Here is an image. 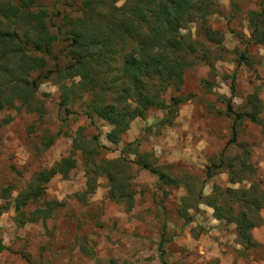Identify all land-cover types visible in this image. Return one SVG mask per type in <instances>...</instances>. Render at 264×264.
Instances as JSON below:
<instances>
[{
	"label": "rangeland",
	"instance_id": "1",
	"mask_svg": "<svg viewBox=\"0 0 264 264\" xmlns=\"http://www.w3.org/2000/svg\"><path fill=\"white\" fill-rule=\"evenodd\" d=\"M84 1L34 0L49 13L48 27L59 38L53 50L57 60H49V67L65 65V57L58 53L66 44L61 40L71 22L83 16ZM214 1L216 12L208 17V26L222 35L220 45L198 36L194 24L181 30L204 49L197 43V54L190 56L193 64L184 71L181 87L178 91L169 88L163 95L166 100L171 95L183 98L172 126L159 130L163 112L152 109L144 120L131 122L120 144L112 146L105 139L111 126L83 114L88 97L62 107L54 76L34 94L39 111H28L16 102V108L0 112V119L10 118L0 127V240L4 248L0 264H264V208L259 212L263 223L252 231L257 246L246 251L236 241L235 226L215 220L204 201L196 208L187 207L188 222L182 216L185 208L180 209L187 196L185 186L203 197H209L214 187L247 190L251 185L264 194V46L250 41L248 21L249 13H264V0ZM123 2L118 0L116 6ZM77 81L63 83L71 86ZM252 95L261 103L259 120L238 121L235 142L230 144L233 121L226 111L227 101L233 112L242 113L249 110L247 101ZM49 137L54 142L45 147ZM79 137L97 138L111 148L96 160L90 175L95 181L93 192L87 188L81 153L72 148ZM134 142L137 145L130 150L136 148L165 173L181 179L179 186H158L156 177L133 164L134 156L126 152L124 163H119L122 169L116 173L120 171L128 180L132 201L112 200L97 161L119 159L121 148ZM71 154L75 168L67 177L54 176L43 194L22 209L24 218L19 217L14 209L18 194L39 172ZM219 159L231 160L237 168L245 160L253 172L245 174L241 183L231 184L223 167L199 184L210 162ZM36 209L45 214L28 221Z\"/></svg>",
	"mask_w": 264,
	"mask_h": 264
},
{
	"label": "trees",
	"instance_id": "2",
	"mask_svg": "<svg viewBox=\"0 0 264 264\" xmlns=\"http://www.w3.org/2000/svg\"><path fill=\"white\" fill-rule=\"evenodd\" d=\"M117 2H83V16L71 22L70 31L61 40L66 44L58 53L65 57L66 63L59 68L55 63L52 67L48 65L49 60H57L53 50L59 38L48 27L47 10L38 8L34 0H17L15 3L0 0V112L16 108V102L28 111H39L34 94L43 81L54 76L61 91L62 107H71L88 97L83 114L89 120L94 116L111 126L105 139L112 146L120 144L131 122L144 120L152 109L163 112L157 123L159 130L172 126L183 98L171 95L166 100L163 95L169 88L178 91L181 87L184 71L193 64L190 56L197 54V43L204 49L199 41L191 40L190 34L183 35L181 30L194 24L198 36L220 45L222 35L208 26V17L216 12L215 1L124 0L119 7ZM248 21L250 41L264 46V13L251 12ZM74 79L78 81L71 86L63 83ZM247 106L248 111L235 113L230 100L227 101L226 111L233 121L230 144L235 142L238 121L259 120L262 107L256 95L248 98ZM66 113L71 114V111L67 109ZM9 121L8 117L0 119V127ZM54 139L49 137L45 147ZM136 145L137 142L125 144L117 160L97 161V167L101 164L100 168L107 177L112 200L132 201L128 180L120 171L116 173L118 168L122 169L119 163H124L122 157L126 152L134 156L133 164L156 177L158 186L178 187L182 182L161 170L146 154H140L136 148L130 150ZM72 148L81 153L88 178L87 188L93 192L95 181L90 175L94 173L96 160L111 148L101 145L97 138L86 141L80 137L73 140ZM72 157V154L64 157L39 172L33 183L18 194L14 199V209L19 217L24 218L22 209L43 194L45 185L54 176L67 177L75 168L76 161ZM223 167L227 168L231 184L241 183L245 174L253 172L245 160L238 168L231 160H213L205 170V179L198 183L204 184ZM185 188L187 196L182 199L180 209L185 208L182 216L187 222L191 218L185 212L187 207L196 208L199 201H204L213 210L215 220L235 226L236 241L243 250L257 246L251 233L263 223L259 212L264 208V194L259 192L258 186L251 185L247 190L226 188L223 191L214 187L209 197H203L201 192H193V189L188 190V186ZM41 213L44 210L36 209L30 213L28 221L36 220L37 214ZM163 231L165 233V228ZM3 249L0 240V251Z\"/></svg>",
	"mask_w": 264,
	"mask_h": 264
},
{
	"label": "crops",
	"instance_id": "3",
	"mask_svg": "<svg viewBox=\"0 0 264 264\" xmlns=\"http://www.w3.org/2000/svg\"><path fill=\"white\" fill-rule=\"evenodd\" d=\"M251 235H252V233H251ZM252 238H253V236H252ZM254 240V239H253Z\"/></svg>",
	"mask_w": 264,
	"mask_h": 264
}]
</instances>
